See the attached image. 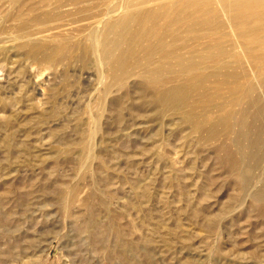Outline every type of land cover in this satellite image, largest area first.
<instances>
[{
    "label": "rangeland",
    "instance_id": "374dc122",
    "mask_svg": "<svg viewBox=\"0 0 264 264\" xmlns=\"http://www.w3.org/2000/svg\"><path fill=\"white\" fill-rule=\"evenodd\" d=\"M23 1L21 12L51 9ZM6 9L4 0L0 25L17 24ZM64 30L33 39L49 43ZM20 33L0 34V264H264V214L253 201L264 135L263 159L240 187L226 162L240 148L222 132L208 139L179 115L155 120L135 78L99 114L93 63L26 58ZM119 95L117 118L110 102ZM256 95L264 105L261 86ZM11 132L14 158L2 147ZM27 139L33 156L23 157Z\"/></svg>",
    "mask_w": 264,
    "mask_h": 264
},
{
    "label": "bare ground",
    "instance_id": "6f19581e",
    "mask_svg": "<svg viewBox=\"0 0 264 264\" xmlns=\"http://www.w3.org/2000/svg\"><path fill=\"white\" fill-rule=\"evenodd\" d=\"M7 1L16 11L6 9L4 18L18 23L0 25V34L21 32L17 38L26 39L22 45L26 58L93 63L99 114L109 95L135 78L158 110L155 120L179 115L195 131H205L208 139L222 132L223 138L240 148L236 157L230 154L226 161L240 187L246 178H253L251 171L263 159L259 144L264 135V105L256 88L264 89V0H45L51 9L40 13H34L33 4L21 12L23 0ZM61 19L53 26L43 25ZM30 23L42 25L30 32ZM60 27L65 30L51 35L49 43L33 39ZM110 104L118 118L121 95ZM13 135L2 141L10 158L20 154L11 145ZM32 142L23 140L21 156L32 155ZM251 148L260 155L252 156ZM90 156L88 152L86 159ZM253 201L264 214V184Z\"/></svg>",
    "mask_w": 264,
    "mask_h": 264
}]
</instances>
